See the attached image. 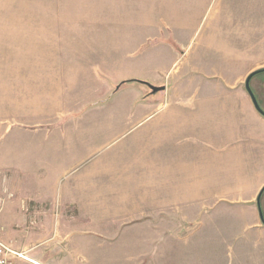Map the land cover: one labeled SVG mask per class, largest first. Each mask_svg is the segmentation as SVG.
I'll use <instances>...</instances> for the list:
<instances>
[{
	"label": "rangeland",
	"instance_id": "obj_1",
	"mask_svg": "<svg viewBox=\"0 0 264 264\" xmlns=\"http://www.w3.org/2000/svg\"><path fill=\"white\" fill-rule=\"evenodd\" d=\"M258 70L264 0H0V237L18 264H262L260 240L240 243L260 236L258 213L236 193L255 190L264 164L196 155L166 164L181 180L162 181L150 154L166 134L231 142L203 129L200 99L244 92ZM128 80L166 89L118 88ZM178 92L191 96L181 107ZM162 107L187 109L201 131L167 133ZM193 186L194 203L161 202Z\"/></svg>",
	"mask_w": 264,
	"mask_h": 264
},
{
	"label": "crops",
	"instance_id": "obj_2",
	"mask_svg": "<svg viewBox=\"0 0 264 264\" xmlns=\"http://www.w3.org/2000/svg\"><path fill=\"white\" fill-rule=\"evenodd\" d=\"M256 78L257 77H254L251 80V89L258 101L259 106L264 111V93H259L258 91H255L254 88V81L257 80ZM173 96H175V105L177 107L183 106L182 101H184L185 98H187V100L191 99V96L186 97V93L182 92H178ZM200 100L204 102V107L207 105L209 108L206 111L198 112V116H205L207 112V117H205V119L207 120L204 121V124L202 126L203 129L205 131L208 130L209 132L219 129L224 134H235V137L231 142L220 143L222 145V147H220L211 143L210 140L208 141L207 146H202L199 142L183 144L179 141H169L168 138L170 137V135L166 134L165 136H163V139L161 141L154 143L151 146L150 150V154L154 158H158L161 160L162 181L175 179L181 180V177L179 175H173L170 178V176L166 174V164H168L170 161L176 162V164L179 162L183 164L185 160L193 159L196 155H202L203 158L208 162V164H217L218 162L220 164H223L224 166H227L230 163H233V159L236 158L241 164L249 166L250 171L254 170L252 168L253 165H255V169L261 167V165L264 164V116L256 110L252 98L247 90L244 92H242L240 89V91L234 92L228 91L209 93L203 96V98H201ZM186 110L187 109L179 108L169 110L162 107V110L160 111L162 114L160 121L161 127L165 131H167V133L175 129L172 126L173 124H175L176 127H196L194 131H201V126L197 125L199 124V117H197V119L195 120V118L189 116ZM155 113L156 112H152L150 115H148L147 119L154 117ZM232 115H237L238 118ZM180 118H182V120ZM178 122L181 125H179ZM230 143L232 144V146H229L231 145ZM226 148L229 149L228 152H219L220 149ZM263 188L264 179L261 180V183L255 187L254 191L252 190L251 192H245L240 190L236 194L238 196L237 200L248 205L252 212L258 213L259 217V221L253 223L250 228L256 229L260 236H243L240 238V243L242 245L253 244L255 242L254 239H257L260 240L257 243H260V245L263 246L264 250V223L261 220L260 216V212H262L264 217V192L261 195L259 204L257 201ZM160 197L161 202L165 204H167L168 201H174L175 198L176 201L180 203H183L184 201L194 203L197 197V191L194 186L188 191H184L183 189L180 190V188L175 191L162 190ZM189 211H195L199 213L202 210L201 208H192ZM261 260L262 264H264L263 257Z\"/></svg>",
	"mask_w": 264,
	"mask_h": 264
},
{
	"label": "water",
	"instance_id": "obj_3",
	"mask_svg": "<svg viewBox=\"0 0 264 264\" xmlns=\"http://www.w3.org/2000/svg\"><path fill=\"white\" fill-rule=\"evenodd\" d=\"M261 73H263V70H258V71H254V72H252L248 77H247V79H246V82H245V87H246V90H247V92L250 94V96H251V98H252V101H253V103H254V106H255V108H256V110L260 113V114H262L263 116H264V111L261 109V107L259 106V104H258V101H257V99H256V97H255V95H254V93H253V91H252V89H251V80L254 78V77H256L257 75H259V74H261ZM140 83V84H143V85H145V86H147L151 91H152V94L153 95H155V94H157V93H159V92H162V91H165V87L164 86H162V87H158V86H154V85H152V84H150V83H148V82H145V81H140V80H128V81H124V82H122L119 86H118V88H120L122 85H124V84H127V83ZM263 192H264V188L261 190V192H260V195H259V197H258V204H259V202H260V198H261V195L263 194ZM260 216H261V220L263 221V223H264V217H263V214H262V212H260Z\"/></svg>",
	"mask_w": 264,
	"mask_h": 264
},
{
	"label": "built area",
	"instance_id": "obj_4",
	"mask_svg": "<svg viewBox=\"0 0 264 264\" xmlns=\"http://www.w3.org/2000/svg\"><path fill=\"white\" fill-rule=\"evenodd\" d=\"M21 259H25L23 254L0 238V264H18Z\"/></svg>",
	"mask_w": 264,
	"mask_h": 264
},
{
	"label": "trees",
	"instance_id": "obj_5",
	"mask_svg": "<svg viewBox=\"0 0 264 264\" xmlns=\"http://www.w3.org/2000/svg\"><path fill=\"white\" fill-rule=\"evenodd\" d=\"M263 73H264V70H263Z\"/></svg>",
	"mask_w": 264,
	"mask_h": 264
}]
</instances>
